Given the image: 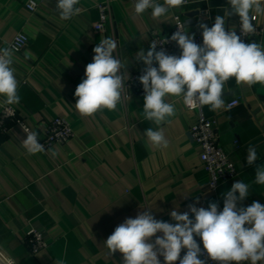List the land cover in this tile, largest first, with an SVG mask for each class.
I'll return each mask as SVG.
<instances>
[{
  "label": "crops",
  "instance_id": "0c3cea01",
  "mask_svg": "<svg viewBox=\"0 0 264 264\" xmlns=\"http://www.w3.org/2000/svg\"><path fill=\"white\" fill-rule=\"evenodd\" d=\"M28 1L0 0V47H7L19 32L28 37L27 45L14 55L12 66L21 100L13 106L39 139L44 136L43 125L55 117L70 123L73 137L50 148L59 152L53 158L47 150L27 154L21 145L26 133L16 125L0 135V249L6 256L16 264H56L58 260L64 264H123L122 254L110 256L104 241L126 218L142 211L151 210L156 219L174 223L170 211L183 213L191 204L207 208L209 202H216L222 210L223 194L238 180L249 184V195L238 207L254 201L264 205V185L254 183L257 167L264 165V85H237L232 78L224 87L223 110L203 106L205 116L214 123L217 143L237 171L215 191L207 187L209 177L199 148L189 140L196 115L182 99L168 98L177 114L161 126L143 120L144 95L132 90L127 91L130 99L116 111L105 109L82 117L75 108V89L100 40L111 37L117 41V57L130 62V76L145 66L136 53L149 50L152 32L167 33L174 15L186 21L188 34L202 37L200 25L208 22L211 27L216 17L209 0L188 1L160 19L151 17V9L136 15L129 0H107L111 19L101 34L91 25L98 20L95 4L104 0H80L79 15L67 21L59 18L57 0H35L34 12L25 8ZM193 11L200 15L188 17ZM238 21L236 14L226 17V30L237 33ZM253 22L264 27V16ZM253 41L264 42V33L244 42ZM234 99L239 103L227 107ZM150 127L163 128L167 149L148 146L144 133ZM249 147L258 155L251 165L247 163ZM29 227L49 243L34 255L23 241ZM196 240L203 246L199 237ZM160 260L163 264V257Z\"/></svg>",
  "mask_w": 264,
  "mask_h": 264
},
{
  "label": "clouds",
  "instance_id": "9594fccd",
  "mask_svg": "<svg viewBox=\"0 0 264 264\" xmlns=\"http://www.w3.org/2000/svg\"><path fill=\"white\" fill-rule=\"evenodd\" d=\"M187 2L135 0L134 12L142 15L151 9V17L160 19L170 9L180 8ZM227 2L230 10L225 8L224 17L216 16L212 27L200 25L202 45L195 42L194 35L178 29L170 39L178 45L179 55L168 54L163 49L157 51L155 41L146 53L143 49L136 53V59L145 65L138 78L145 93L143 120L156 126L169 123L177 114L175 104L168 102L169 97L182 99L183 105L191 110L203 106H209L212 111L223 110L224 87L232 78L237 85H264V42L245 43L235 30H226V17L236 14L241 34H254L253 21L264 16V0ZM79 3L80 0H57L59 18L67 21L79 15ZM31 6L35 7V0H31ZM23 39L18 35L15 43L0 47V108L6 111L21 100L12 65ZM117 48V41L111 37L102 39L94 47L92 62L86 65L84 78L74 93L75 108L82 117H92L105 109L116 111L118 105L130 99L125 76L130 62L126 64L115 55ZM25 58H29L27 54ZM22 128L26 139L21 145L27 154L45 152L38 134L23 125ZM144 135L150 148L169 147L162 127L159 130L150 127ZM47 151L53 158L59 155L56 149ZM257 158L256 149L249 147L247 163L251 165ZM254 183L264 185V165L257 167ZM248 195L249 184L238 180L223 194L222 210L216 202H209L207 208L191 204L186 212L170 211L174 223L156 219L151 210L142 211L119 224L104 241L105 247L110 256L121 253L123 264H161L160 257L163 264L177 261L178 264H208L209 260L215 264H264V205L254 201L250 206L238 207V202ZM196 237L200 238L202 248ZM56 264L64 261L58 260Z\"/></svg>",
  "mask_w": 264,
  "mask_h": 264
},
{
  "label": "built area",
  "instance_id": "2783aa9c",
  "mask_svg": "<svg viewBox=\"0 0 264 264\" xmlns=\"http://www.w3.org/2000/svg\"><path fill=\"white\" fill-rule=\"evenodd\" d=\"M133 9L135 0H129ZM38 3L35 1V7L31 6V0L25 4V8L30 11H36ZM95 8L98 12V20L92 23L91 28L96 33H104L106 25L110 22V2L107 0L98 2L95 4ZM240 20L237 23V35L241 36L243 41L252 38L260 37L264 33V27L255 24L256 32L248 36H244L240 32L239 26ZM186 21L179 14L173 16V24L171 29L164 34H159L157 32H152L150 37V45L152 41L157 43V51L161 49L165 50L168 54L179 55L180 49L176 42L172 41L170 37L178 30L186 31ZM187 32V31H186ZM188 33V32H187ZM21 35L24 37L23 41L19 45L20 52L28 43V37L23 33H17L14 35L12 40L8 43H15L16 37ZM190 36L194 35L195 42L202 45L203 38L198 34H188ZM101 41V40H100ZM99 41V42H100ZM167 41V42H166ZM98 42V43H99ZM97 43V44H98ZM7 45V46H8ZM16 52V53H18ZM117 55V53H115ZM154 66H158L155 65ZM145 67V66H144ZM138 68L129 76L127 81V91L132 90L137 95H145L143 86L139 81V76L143 74V69ZM239 103L238 100L234 99L227 104V107L236 106ZM187 108V107H186ZM196 115L195 123L190 127L188 136L190 142L199 148V158L203 166V170L207 173L209 180L207 182V187L211 191H215L217 187L230 181L236 176V168L234 164L229 160L228 155L225 153L223 148L217 143V133L214 129L213 121L209 120L203 111V107L196 110H191ZM11 125H16L22 130V125L25 129L33 132L19 117L17 109L11 105L6 111L4 108H0V135H5L10 129ZM44 136L39 139V142L44 145L45 150L50 149L55 144H65L73 137V131L70 123L63 118L55 117L51 121L46 122L43 125ZM23 241L28 245L31 254H36L39 251L48 248L49 243L44 239L43 235L32 227L25 232ZM203 246H201L202 248ZM184 254V253H183ZM182 254V256H183ZM0 264H16L14 260L5 255V253L0 249ZM208 264H215V262L209 260ZM248 264V262H245Z\"/></svg>",
  "mask_w": 264,
  "mask_h": 264
},
{
  "label": "water",
  "instance_id": "95a60500",
  "mask_svg": "<svg viewBox=\"0 0 264 264\" xmlns=\"http://www.w3.org/2000/svg\"><path fill=\"white\" fill-rule=\"evenodd\" d=\"M189 2H196L200 0H188ZM226 2L225 0H209V7L215 9L216 16L224 17V8H225ZM200 15V11H193L189 13L187 16L190 18H195ZM215 22V21H214ZM214 22L211 23V27L213 26ZM209 27V23H205Z\"/></svg>",
  "mask_w": 264,
  "mask_h": 264
}]
</instances>
